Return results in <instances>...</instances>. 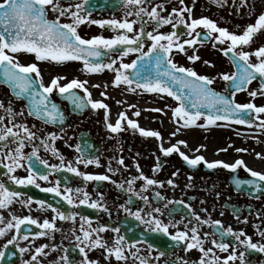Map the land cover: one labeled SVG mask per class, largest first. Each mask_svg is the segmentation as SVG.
Here are the masks:
<instances>
[{"label":"flooded vegetation","instance_id":"flooded-vegetation-1","mask_svg":"<svg viewBox=\"0 0 264 264\" xmlns=\"http://www.w3.org/2000/svg\"><path fill=\"white\" fill-rule=\"evenodd\" d=\"M203 1L209 5L215 3L214 0H201V2ZM187 2L188 0H185L186 5H188ZM60 3L64 7L82 4L81 14L87 15L90 20L118 19L122 21L125 18L137 20L135 12L138 10V6L128 4L127 0H87L86 3L85 0H60ZM238 3L241 13L240 32H242L247 24L254 23L258 15L264 12V0H248V3L243 7H241V0H238ZM156 5H163L161 15L165 16L171 13L173 7H181L179 0H144L141 6L151 10ZM247 6L250 8L246 18ZM128 13L133 14L128 15ZM48 15L49 19H55V13L49 12ZM60 20L62 23H68L71 22V17L64 16ZM144 20L147 21L144 25L146 32L151 31L156 34V32L168 33L173 30L171 25H162L157 28L155 22L149 21L147 16H144ZM140 27L141 24L137 20L134 30L138 32ZM177 31L180 34L181 42L190 38L183 26H179ZM197 31L206 30L198 28ZM78 32L85 38L96 35L111 38L118 34V31L111 27H101L87 22L79 26ZM128 34L132 35V33ZM202 41L194 47L185 46L188 49V55L195 52L199 55V60L189 63L187 55L174 48L173 61L178 65L193 68L199 75L212 77L213 83L210 86L229 99H234L237 104L254 103L257 107L264 106V95L258 94L256 97L249 95V92L260 88L261 81L259 79L246 85L244 90L235 91V89H229L231 81L221 78L223 73L237 72V66L229 55H225L221 50L228 45L216 43L214 47V41L204 39L203 36ZM151 43L150 39H143V52L148 51ZM260 46H264V31L257 33L254 42L244 46L243 50L254 52ZM124 47L118 46L115 50L102 48L101 50L108 53L104 63H110L116 59L114 67H119L121 62L131 64L138 55H141L140 52H131L127 56L118 58ZM9 54L24 65L37 63L45 86L49 85L51 80L57 76L63 77L60 80L61 85L69 83L72 79L84 81L83 75L79 72L74 74L75 66L84 65L83 61L56 63L54 61H36L35 55L31 53ZM250 59L253 63L257 62L255 55ZM205 61L209 63L206 64ZM128 71L129 69L123 70L125 75ZM72 75L76 77H71ZM85 86L90 92L89 86ZM132 87L136 88L139 93L127 91L130 102L126 109L123 107L116 113V120L120 112H126L127 117L136 120L140 127L158 131L162 140L142 136L139 130H132L126 122L124 130L113 133L103 123L93 121L94 118H98V111L92 107L85 112L78 106L71 107L67 98H70L72 94L78 98L88 97L82 88H74L63 97L58 89H54L49 97L58 103L65 122L63 126L45 123L30 114L31 100L27 94L19 96L16 94L19 89L13 88L10 83L6 82L3 66H0V102L3 103V107L0 108V117H3L0 127L26 125L31 132L35 133L34 139L24 141L25 147L22 151L25 154V159L21 161L23 167L9 173L4 165L10 161L4 159L3 164H0V182L10 191L21 193V196L14 198L8 207L0 208V214L4 217L0 227H5L13 215L19 217L30 215L39 223H43L44 219L50 221L55 219L56 224V230H47L49 234L41 237L35 236L36 232L43 230L39 227V223L21 225V235H27L28 239L24 240L17 236L16 242L5 248L7 241L17 235L14 228L8 230L6 235L0 236V251L4 252V256L0 257V264H24L26 261L31 264H82L85 257L77 247L80 242L76 240L77 236L83 240L81 227L85 230L106 228L99 235L103 241L107 242L108 247H113L119 236L124 237L126 260H117L114 254L109 257L104 248H88L81 244V247H85L88 259L98 261V264H140L141 260H144L145 264H193V262L198 264L202 254L197 249L186 250L185 242L174 241L170 235L178 230L189 231L191 235L192 227L198 228L204 241V247L213 248L215 256L226 257L235 248L237 259L231 261L230 264H264V253L258 249H246L244 246L236 244L234 238L230 236L225 237V242L230 245L228 252H221L211 243L212 239H220V231L231 227L236 232L243 230L246 236L252 238L253 243L264 244V236H261V233H264V181H258L261 187L260 191H257L255 185L246 183L237 185V180H258V178L252 177L244 167H239L236 170L226 169L223 166L208 168L203 162L193 167L187 164L178 153L165 156L160 151L161 143L167 148L176 144L178 140H184L187 142L186 146L181 145L180 149L189 157L202 155L209 162L221 160L225 163H234L237 159H243L247 167L264 172V158L257 156V153H260L261 157H264V129L259 127L261 122H264V113L257 114L253 110L252 113L244 114V118L251 121L246 124L235 122L236 116L240 115L237 113L230 121H217L215 125L206 127L199 126L207 124L206 119L201 117L196 126L187 128L181 126L182 120L177 123L179 118L169 114V117L174 116L176 121L173 126H164L163 120L159 116L160 112L154 110L161 109L162 102L156 100L155 97L149 98L147 94L150 92L144 91L134 84ZM33 99L38 100L39 96ZM176 103L178 106L179 103ZM130 105L134 107H130ZM8 108H11L12 114L6 111ZM136 111L140 112L139 116L135 115ZM143 116H151V123L144 124L141 121ZM177 128L180 129L178 132ZM173 132L176 133L175 136L172 135ZM50 134H55V138ZM23 135L21 130V137ZM4 144V141H0V148H3V152L17 146L14 139L7 142V147H4ZM82 144L89 150L88 157L80 152ZM34 148L37 150L36 154L32 156L31 160L27 159ZM238 148L247 149V151L237 152ZM222 149H226V151ZM121 158H123V164L119 163ZM88 160H92L93 163H86ZM96 161L99 163L97 164ZM30 163L34 165L32 174L47 175L48 180L37 176L36 184L15 183L11 176L23 178L29 175L28 165ZM157 163L160 164V168L154 171ZM69 166L77 168L79 172L69 171ZM110 168L112 171H109ZM80 172L107 175L111 179L106 181L86 180L79 175ZM141 173L163 183L145 186L146 181L137 178L141 176ZM173 173L177 174L173 175ZM169 180H172L173 183L169 184ZM130 181H132L131 185ZM57 182H59L58 193L45 191L47 188L57 187ZM119 185H123V187ZM130 187L131 190H129ZM84 193H87L89 202L81 204L80 200L84 199ZM65 195L70 196L73 203L70 204L64 198ZM29 198L32 200L31 204L21 202ZM39 201L45 202L44 208H41ZM93 201L102 207H92ZM48 204L52 205V209L64 213L65 216H74V219H59L56 217V212L46 207ZM136 212H139L143 219H138L133 215ZM197 216H199V220H197ZM82 217L86 219H82ZM152 217L168 224L169 234L151 231L145 221L151 220ZM89 220L91 221L90 225ZM217 220L221 221L220 225L214 223ZM204 221H208V223H204ZM114 229H119V232ZM205 233L208 235L205 236ZM95 235L94 233L93 236ZM244 238L241 237V239ZM133 241H140V243L129 250L128 246ZM41 245H48L44 250L47 254H40L37 261H32L35 248ZM21 248L26 251L21 252ZM161 252L163 255H160ZM133 253L136 254L133 255ZM240 253H244L243 258H240ZM65 254L68 257L67 261L61 259Z\"/></svg>","mask_w":264,"mask_h":264},{"label":"snow or ice","instance_id":"snow-or-ice-1","mask_svg":"<svg viewBox=\"0 0 264 264\" xmlns=\"http://www.w3.org/2000/svg\"><path fill=\"white\" fill-rule=\"evenodd\" d=\"M87 0H85V3ZM144 0H127L130 5L138 6V10L135 12L137 20H139L141 27L137 32L134 30V25L137 20H124L111 19V20H90L87 15L81 14L82 4L68 5L64 7L61 5L60 0H0V66H3V75L6 77V82L10 83L15 89H19L16 93L18 96L22 94H27L28 98L31 100L30 104V114L36 115L40 118H47L46 122H55L56 117L60 116L62 119V114L59 113L57 106L54 103L49 105V94L53 92L54 89H58L61 94L68 93L74 88H82L88 95L87 103L91 104L93 109H104L105 110V120L106 126L113 133H119L124 130V123L132 130H139L142 136L155 137L162 140L161 134L158 131L146 130L140 127L136 120L129 119L126 112H120L118 114V119L115 123L108 120L110 114L109 105L103 100H92L91 93L85 86L86 81H80L78 79H72L69 83L60 84V80L63 77L57 76L53 78L49 85L45 86L41 76V71L39 65L35 62L24 65L15 59L13 54H19L21 52L31 53L35 55L36 61H54L56 63H64L67 61H83L84 70L91 73H99L105 69H111L115 73V78L113 83L119 86L122 82L129 86V91H136V88L132 87L133 80L125 75L124 69H135L137 68V62L133 61L131 64H126L121 62L119 67H114L116 65V59H113L110 63H97L89 59V57H100L103 53L101 49L115 50L118 46H125L121 51V55L118 58L127 56L131 52H140L141 56L138 59H143L144 57H149L148 64L152 65L154 62L155 76L152 78H143L144 83H140L139 79L136 81V87L142 88L144 91L151 93H167L168 96L174 97L179 101V105L173 110V115L177 118V123L180 120L183 121L182 127L196 126L197 121L201 117L206 119V125H199L200 127H206L207 125H215L217 121H230L234 118V114L239 113L236 116L235 122L238 124H246L251 121L244 118V114L252 113H264V106L257 107L254 103L237 104L234 99H229L227 96L216 92L210 87L213 83V78L207 75H199L193 68L184 67L178 65L172 59V52L175 48L177 51L187 55L189 61H197L200 59L199 55L193 54L188 55V49L185 46L194 47L202 41V35L204 39L213 40V46L216 43L227 44L228 47H224L221 50L225 55L231 52L233 63L237 66V72L232 74L223 73L221 78L225 81H231L232 87L235 91L244 90L245 86L250 84L253 80L259 79L261 81L260 88L249 92L251 97H256L258 94L264 95V46H260L254 52L244 51V46L251 45L254 42V37L257 33L264 31V12H261L256 18L254 23H249L242 30V32L237 33L235 31H230L227 27L219 26L216 21L208 17L194 18L192 16V7L185 4V0H179L181 7H173L171 13L167 16L161 15L163 11V5H156L151 8V10L142 7ZM217 4L225 3L226 0H214ZM248 0H241V7L246 5ZM75 8V10H73ZM158 9H160L158 11ZM251 11V10H250ZM49 12L55 13V19H49ZM133 13H128L132 15ZM187 14V15H186ZM64 16H70L71 22L62 23L60 18ZM144 16L148 17L149 21H153L156 27L159 28L162 25H171L172 31L168 33L156 32H146L144 25L147 21L144 20ZM96 24L101 27L108 26L113 28V30L118 31V34L111 37L105 38L102 35L92 36L91 38H85L80 35L78 28L81 24L85 23ZM179 26H183L187 30V35L190 37L184 39L181 42L180 34L177 31ZM239 27V26H237ZM202 29L206 31H197V29ZM123 30V31H119ZM155 31V29H154ZM128 33H132L129 35ZM195 33V35H193ZM148 38L151 40V46L147 52H143V39ZM239 49V50H238ZM255 55L257 57V62H251L250 57ZM205 63H209L205 61ZM33 74H35L33 76ZM135 75L140 78L141 73L137 71ZM38 78V79H37ZM172 85H177V89L174 90ZM97 87H99L97 85ZM42 89V91H40ZM102 96L106 93H101ZM234 95V93H233ZM39 96V99H33ZM73 104L77 105L79 108L87 106L83 98H78L75 94L70 97ZM119 103V102H118ZM3 107V103L0 102V108ZM130 107H134L131 106ZM205 109L209 111H204ZM155 111H161L160 109H154ZM9 114H12L11 108L6 109ZM22 114V113H21ZM136 116L140 115L139 111L135 112ZM259 119V116H257ZM3 117H0V121ZM261 129H264V122L259 125ZM14 129H18L15 130ZM21 130L23 132V137H21ZM180 129L177 128V132ZM55 138V134H50ZM173 136L176 135L175 132L172 133ZM35 138V133L31 132L26 125H13L12 127H0V141H4V147H7V142L13 140L16 142L17 146L14 149H9L7 152H3V148H0V164H3L4 159L10 161V163L4 166L8 169L9 173L15 172L17 168L23 167L21 161L25 159V154L23 153V148L25 147L24 141L26 139L31 140ZM186 141L178 140L176 144L170 147H164L163 143L160 144V151L168 156L172 153H178L187 164L195 167L201 162L207 165L208 168H216L217 166H223L226 169L236 170L239 167H244L247 172L251 174L252 177L258 178V180H248L240 181L237 180V185L249 184L255 185L256 190L260 191V184L258 181H264V172L255 171L252 168L247 167L243 159H237L234 163H225L221 160H216L209 162L202 155H197L195 157H189L183 151H181L180 146L185 145ZM226 151V149H222ZM36 149H33L31 155L27 156V159L31 160L32 156L36 154ZM55 151V150H54ZM199 151V149H197ZM237 152L247 151V149H236ZM257 156L261 157L260 153ZM159 159V158H157ZM46 163V162H45ZM86 163H93L92 160L86 161ZM98 164L99 161H96ZM123 164V158L119 161ZM29 175L23 178H18L17 176H11V179L17 184L21 185H31L36 184L37 176L43 180H48L47 175L40 176L37 174H32L34 168L33 164H29ZM56 167V166H53ZM139 167V165H137ZM160 164L157 163L154 171L159 170ZM71 172H79L77 168L71 166L68 167ZM109 171H112L110 168ZM177 173H173L176 175ZM79 175L83 176L86 180L94 181H106L111 178L107 175H92L80 172ZM146 181V185H155L157 183L162 184L163 182L157 181L155 179H150L141 173L140 177ZM136 179V178H134ZM132 181L129 182L131 185ZM169 184L173 181L169 180ZM59 182H57V187L47 188L45 191L48 192H59L58 187ZM123 187V185H119ZM37 187L39 185L37 184ZM131 190V187L129 188ZM71 191L70 189L68 190ZM79 191V190H78ZM21 196L20 192L10 191L2 182H0V208L8 207L14 198ZM71 204L73 200L70 196L65 195L64 197ZM146 199V198H145ZM25 204H31L32 200L29 198L26 201H21ZM88 195L84 193V199L80 200L81 204L88 203ZM41 208L45 207L44 201L38 202ZM91 206L94 208L102 207V205L93 201ZM48 209H52V205L48 204L46 206ZM56 212V217L59 219H74V216H65L64 213L52 209ZM127 211V209H126ZM159 211V209H156ZM138 219H143L139 212L134 213ZM150 215V214H149ZM199 220V216L196 217ZM82 219H86L83 218ZM4 217L0 214V223H3ZM246 222V221H245ZM30 223L33 225L39 222L32 216H15L13 215L11 220H9L5 227H0V236L6 235V232L11 229L16 230V234L5 244V248L9 244H13L17 240V236L21 239L27 240V235H21V225ZM89 225L91 221H88ZM149 228L153 232H163L168 233L169 225L164 224L161 220L156 217H152L151 220L145 221ZM208 223V221H204ZM216 225H220L221 221H214ZM154 225V226H153ZM174 226V225H173ZM39 227L43 229L35 233V236L41 237L49 234L47 230H56L55 219L49 220L44 219L43 223H39ZM106 228H92L91 230H85L81 227L83 233V240L80 236L76 237V240L80 243L77 244L79 250L84 254V261L82 264H98V261H93L88 259L85 247H81V244L88 248H104L107 255L110 257L113 254L117 260H126L127 256L125 253V247L123 245L124 237L119 236L113 247H108L107 242L103 241V238L99 235L101 231H105ZM114 231L119 232V229H114ZM189 231L178 230L174 234H170L172 239L177 242H185L186 250L197 249L202 255L198 264H230L231 261L237 259L236 249L233 248L231 253L226 257L215 256L213 248H205L204 241L201 238L198 228L192 227ZM96 234L93 236V234ZM208 234L205 233V236ZM220 239H212L211 243L215 248L219 249L221 252H228L230 245L225 242V237H232L236 244L244 246L246 249L259 250L264 253V244H256L252 242V238L246 236L243 230L239 232L234 231L231 227H228L224 231L219 232ZM264 236V233H261ZM241 237H245L241 239ZM140 241H133L128 246L129 250L135 245L139 244ZM48 245H41L35 248V254L32 256V261H37L40 254L46 255L45 248ZM151 248V245H149ZM21 252L26 251V249L21 248ZM66 251V250H65ZM139 251V249H137ZM136 253H133L135 255ZM160 255H163L161 252ZM4 256V252L0 251V257ZM244 253H240V258H243ZM62 260L67 261L68 257L65 254L61 257ZM24 264H31V262L26 261ZM140 264H145L144 260H141ZM196 264V262H193Z\"/></svg>","mask_w":264,"mask_h":264},{"label":"rangeland","instance_id":"rangeland-1","mask_svg":"<svg viewBox=\"0 0 264 264\" xmlns=\"http://www.w3.org/2000/svg\"><path fill=\"white\" fill-rule=\"evenodd\" d=\"M237 2L238 0H226V2L222 4L213 3L212 5H209L204 1L201 2V0H188L187 4L189 7H192V16L194 18L207 16L208 18L216 21L219 26L227 27L230 31H235L239 33L241 13L239 11V3L237 4ZM249 8L250 6L246 7V18ZM189 63L191 62L189 61ZM186 65L188 64L186 63ZM75 68L76 70L74 71V74L79 72L81 75H83L82 78L84 79V81L87 82L86 85L89 86L91 99L103 100L106 104L109 105L110 114L108 116V120L112 123H115L114 120L117 118L116 113L123 107L126 109L128 107V103L130 102V98L127 97V93H129L127 92L129 87L126 84H123V82L119 86H116L113 83L115 73L111 69H105L104 71L99 73H91L85 71L84 65L82 64H79V66H75ZM71 77L76 76L72 75ZM97 85L99 87H97ZM101 93H106V95L102 96ZM147 95H149V98L155 97L156 100H160L162 102L160 104L161 111H159V116L163 120V125L173 126L174 122L176 121V118L174 116L169 117V114L172 115L173 110L177 107V103L173 100V98L171 96H168L167 93L150 92ZM95 110L98 111V118H94L93 121H95L96 123H103L106 126L105 110ZM150 117L151 116H143V119H141V121L144 124H149V122L151 123Z\"/></svg>","mask_w":264,"mask_h":264},{"label":"water","instance_id":"water-1","mask_svg":"<svg viewBox=\"0 0 264 264\" xmlns=\"http://www.w3.org/2000/svg\"><path fill=\"white\" fill-rule=\"evenodd\" d=\"M229 55H230V57L232 59V55L233 54L229 53ZM92 58L93 57H89L90 60H92ZM148 60H149V57H144L143 59H138L137 58V60H136L137 68H135V69L131 68V73L128 75L129 78L133 80V82H136L139 79L140 83H144V79L143 78H152V77L155 76L154 62H153L152 65H149L148 64ZM92 61L94 62V60H92ZM97 63H100V61L97 62ZM137 71H140V73H141L140 78H138L135 75V73ZM172 87H173L174 90H176L178 86L177 85H172ZM85 107H87V106H85ZM204 111H209V110L205 109ZM42 119L46 121L47 118H42ZM61 122H62V119L60 118V116H57L55 122H48V123H50V124H59L60 125Z\"/></svg>","mask_w":264,"mask_h":264}]
</instances>
